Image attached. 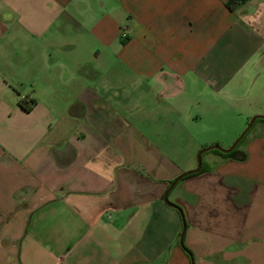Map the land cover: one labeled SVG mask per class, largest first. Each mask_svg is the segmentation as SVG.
Returning <instances> with one entry per match:
<instances>
[{"label": "crops", "instance_id": "crops-1", "mask_svg": "<svg viewBox=\"0 0 264 264\" xmlns=\"http://www.w3.org/2000/svg\"><path fill=\"white\" fill-rule=\"evenodd\" d=\"M227 2L0 0V264H264L263 133L163 202L193 87L264 54V0Z\"/></svg>", "mask_w": 264, "mask_h": 264}, {"label": "rangeland", "instance_id": "rangeland-1", "mask_svg": "<svg viewBox=\"0 0 264 264\" xmlns=\"http://www.w3.org/2000/svg\"><path fill=\"white\" fill-rule=\"evenodd\" d=\"M80 50L78 48L77 54ZM219 59L223 70L231 66L235 68V72L228 78L223 76V79H217L211 88L205 81L193 87V96L189 94V98L191 101L199 99L201 104L185 110V114L193 119H189L188 122L183 121V126L179 129L181 138L179 137L177 145L181 146L182 151L177 162L189 161L186 159L187 150L197 149L195 158H191L193 169L196 168V156L199 151L216 145L223 150L229 149L240 138L253 117L264 118V54L261 57L246 60L243 58ZM0 63L5 68L6 64L1 60ZM13 69L16 70L10 64L5 70L12 73ZM12 74L7 75L12 77ZM21 84V86H15L14 90L22 96V93L27 91L28 85L26 82ZM257 133L264 134V121L254 124L240 148L241 151ZM211 156L213 155L209 153L204 157L205 169L208 172L211 171ZM172 197L173 193H170L168 200L170 201Z\"/></svg>", "mask_w": 264, "mask_h": 264}, {"label": "trees", "instance_id": "trees-1", "mask_svg": "<svg viewBox=\"0 0 264 264\" xmlns=\"http://www.w3.org/2000/svg\"><path fill=\"white\" fill-rule=\"evenodd\" d=\"M243 0H229V2H227L226 6L228 8H231L232 5L240 3ZM19 107L26 113L31 112V110L33 109V106L35 105V101L34 100H27V99H22L19 100L18 102ZM259 121H264L263 118H257L253 124L251 125L250 129L246 132V134L238 141V143L235 145V147L228 153H224L221 152L218 149H211L205 153L202 154L201 156V168L199 169L198 172L196 173H192V174H187L184 177H182L177 183H179L180 181L184 180L185 178H190V177H194V176H199L201 174L207 173L208 170L205 169V164H204V157L206 155H209V153L213 156H216L218 158H220L221 160L224 161H235V162H245L247 159V155L244 151H241L240 148L241 146L244 144V140L247 137V135L251 132V130L254 127V124L258 123ZM210 171V170H209ZM172 183V182H171ZM169 183V185L171 184ZM177 185V184H176ZM174 209L177 210V212L179 213V215L182 217V212L181 209L178 206H173ZM183 250L186 251V253L191 256V254L185 249L183 248Z\"/></svg>", "mask_w": 264, "mask_h": 264}, {"label": "water", "instance_id": "water-1", "mask_svg": "<svg viewBox=\"0 0 264 264\" xmlns=\"http://www.w3.org/2000/svg\"><path fill=\"white\" fill-rule=\"evenodd\" d=\"M257 118H260V117H253V118L250 120V122H249L247 128H246L245 131L242 133V135L240 136V138H239V139H238V140H237V141H236V142H235V143H234L229 149L223 150V149H220L219 147L214 146V147H208V148H205V149L199 151L198 154H197V156H196V162H197L196 168H195L194 170H192V171H189V172H187V173H185V174H182L181 176H179L177 179H175V180L169 185L168 189L166 190V192H165L164 195H163V202H164L167 206H170V207L175 206L174 204H172V203L168 200V194H169V192L173 189V187L177 184V182H178L182 177H184V176L187 175V174H192V173H196V172L199 171V169L201 168V156H202V154L205 153V152H207V151H209V150H211V149H218V150H220L221 152H224V153H228V152H230V151L235 147V145L238 143V141H239V140H240V139L246 134V132L250 129L251 125L253 124V122H254ZM263 119H264V118H263ZM184 232H185V224H184V222H183V227H182V231H181L180 238H179V244H180L181 246H183V235H184Z\"/></svg>", "mask_w": 264, "mask_h": 264}, {"label": "built area", "instance_id": "built-area-1", "mask_svg": "<svg viewBox=\"0 0 264 264\" xmlns=\"http://www.w3.org/2000/svg\"><path fill=\"white\" fill-rule=\"evenodd\" d=\"M121 37L126 38V33L124 31L121 32Z\"/></svg>", "mask_w": 264, "mask_h": 264}]
</instances>
